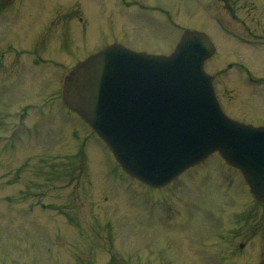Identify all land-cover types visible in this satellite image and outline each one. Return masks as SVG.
Returning a JSON list of instances; mask_svg holds the SVG:
<instances>
[{
  "label": "rangeland",
  "instance_id": "1",
  "mask_svg": "<svg viewBox=\"0 0 264 264\" xmlns=\"http://www.w3.org/2000/svg\"><path fill=\"white\" fill-rule=\"evenodd\" d=\"M132 1L0 0V264H264V243L256 244L264 205L237 170L212 154L167 186L148 188L122 175L61 101L67 72L111 42L167 55L184 30H198L217 46L205 71H221L215 87L224 112L262 126L264 47L235 37L248 35L245 28L264 35V0L125 7ZM245 70L262 80L251 82ZM239 216L234 228L243 230L233 234Z\"/></svg>",
  "mask_w": 264,
  "mask_h": 264
},
{
  "label": "water",
  "instance_id": "2",
  "mask_svg": "<svg viewBox=\"0 0 264 264\" xmlns=\"http://www.w3.org/2000/svg\"><path fill=\"white\" fill-rule=\"evenodd\" d=\"M209 36L185 30L169 55L112 44L64 78L62 101L105 142L125 173L151 187L218 152L264 201V126L227 117L204 63Z\"/></svg>",
  "mask_w": 264,
  "mask_h": 264
},
{
  "label": "flooded vegetation",
  "instance_id": "3",
  "mask_svg": "<svg viewBox=\"0 0 264 264\" xmlns=\"http://www.w3.org/2000/svg\"><path fill=\"white\" fill-rule=\"evenodd\" d=\"M122 1V3H124V0H121ZM205 1V0H204ZM213 1V0H212ZM226 2H227V4L229 5V3H230V1L229 0H225ZM233 1V0H232ZM248 0H246V2H247ZM132 4L134 5H136L137 7L139 6L140 8L143 6L142 4H140L139 3V1H137V0H133L132 2H131V4H129V3H126L125 4V7H131L132 6ZM113 6H115L114 4H112ZM226 10H228V11H231V12H236L235 11V7H232V5L229 7V8H226ZM264 14V13H263ZM244 30H248V35H246V34H243L246 38H248L247 40H249L250 42H251V44L252 45H254V46H259V47H264V35H262V34H259V33H255V32H253L252 30H250V29H248V28H245ZM245 38V39H246ZM235 217H233V218H231L230 219V221L232 220V219H234ZM244 221V217H236L234 220H233V228H232V230H234V232H233V234H236V233H238L237 232V230L236 229H239V228H234L235 227V225L236 224H239V223H242ZM251 221V220H250ZM239 230H243V229H239ZM246 235H251V222H250V225H247L246 226ZM262 237H260L261 238V243H260V241H258V242H256V244L258 245V246H260L261 244H263L264 243V233H262V235H261ZM249 238H251V237H248V238H246V239H249ZM264 245V244H263ZM245 246H247L246 245V243L245 242H243V243H240L239 244V247H240V249H242V250H244L246 247ZM251 253V252H250ZM261 255H264V254H261ZM262 261V259H259L257 262L259 263V262H261Z\"/></svg>",
  "mask_w": 264,
  "mask_h": 264
}]
</instances>
